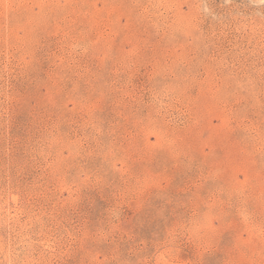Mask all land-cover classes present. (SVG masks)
Returning a JSON list of instances; mask_svg holds the SVG:
<instances>
[{
  "label": "rangeland",
  "instance_id": "374dc122",
  "mask_svg": "<svg viewBox=\"0 0 264 264\" xmlns=\"http://www.w3.org/2000/svg\"><path fill=\"white\" fill-rule=\"evenodd\" d=\"M0 264H264V0H0Z\"/></svg>",
  "mask_w": 264,
  "mask_h": 264
}]
</instances>
